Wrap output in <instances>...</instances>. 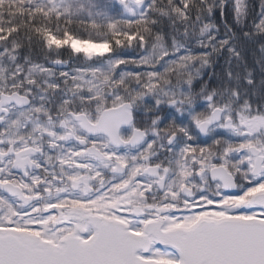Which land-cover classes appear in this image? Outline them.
<instances>
[{
	"label": "snow or ice",
	"instance_id": "obj_1",
	"mask_svg": "<svg viewBox=\"0 0 264 264\" xmlns=\"http://www.w3.org/2000/svg\"><path fill=\"white\" fill-rule=\"evenodd\" d=\"M0 264H264V0H0Z\"/></svg>",
	"mask_w": 264,
	"mask_h": 264
}]
</instances>
